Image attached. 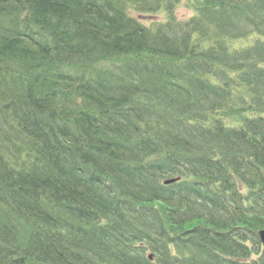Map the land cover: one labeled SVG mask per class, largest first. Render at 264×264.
I'll return each mask as SVG.
<instances>
[{"label": "trees", "instance_id": "16d2710c", "mask_svg": "<svg viewBox=\"0 0 264 264\" xmlns=\"http://www.w3.org/2000/svg\"><path fill=\"white\" fill-rule=\"evenodd\" d=\"M179 2L0 0V211L12 195L24 203L0 217V229L23 245L40 238L21 264H264V0H195L187 22L176 18ZM162 13L167 21L148 25L134 16ZM168 30L176 85L156 100L129 90L140 68L122 59L151 63ZM100 84L113 101H98L88 120L70 110ZM65 120L58 143L76 156L94 149L119 159L100 141L162 138L123 165L136 173L123 195L92 207L94 188L76 185L22 136L54 140L46 124ZM154 189L173 196L153 208ZM63 197L80 206L67 213ZM189 213L191 223L176 220Z\"/></svg>", "mask_w": 264, "mask_h": 264}, {"label": "bare ground", "instance_id": "6f19581e", "mask_svg": "<svg viewBox=\"0 0 264 264\" xmlns=\"http://www.w3.org/2000/svg\"><path fill=\"white\" fill-rule=\"evenodd\" d=\"M171 32L173 33V31L168 30L164 33H159L157 35L156 38L163 40V46L160 52L158 53H156L154 50V57L151 63L148 62L144 66L134 67L128 64L124 58L122 59L121 64L124 68L128 70L140 68L139 70H136L138 73L135 74V81L129 83V90L133 92L136 91L137 93L143 92L142 96H152L155 100L159 99V97L156 95L157 93H165L166 91H172V88L174 85H176L180 74H178L177 72L175 58L171 54L173 44L171 45V43H168L167 41L168 38H174L173 35H171ZM262 38L263 36L257 37L256 41L263 40ZM145 40L148 43L149 38H145ZM251 41H254V37H251ZM156 43H159L157 39H150L149 44ZM78 61L79 58L78 60H75V63L72 65H78ZM79 86L82 87L81 84H79ZM100 87L102 88V90H91L93 92L87 94L86 97L78 96L76 101H79L78 106H80V109L76 110L74 108H70V110L72 112L76 111L79 117L88 120V115L90 116L92 114V111H94V109L98 107V101H113L112 99H110L113 93L111 95H108V93L112 91V89L109 88V85L100 84ZM83 94L84 93H82V95ZM63 123H66V120L65 122L59 124L58 127L52 123L46 124L48 125V132L49 134H52L54 136V140L49 139L46 136H41L34 139L31 137L30 133L27 135L26 133L22 132L23 139L27 145H29L39 154L42 160L44 159L47 163L48 161L54 160L59 164V169L65 171L68 174H72V179L76 185H79L80 187L83 186L87 190L94 188V190L92 191V198L94 202L90 204L86 202L85 204L92 207L111 206V203H113L116 198L123 195L126 192V179L129 177V175L136 176L135 172L125 169L123 165L132 161L136 156L144 153L148 148H150L152 142L156 144L162 138V136H148L137 138L130 137L129 140L126 138L116 137L112 139L101 140L100 144L109 146V152L112 155H116V157L119 159H114L110 156H101L94 149H87L89 150L87 152H84L85 150H83L80 153H76L79 155L76 156L75 154L69 153L71 151H69L58 143L59 139L57 138V134H61L64 138L65 130L63 127ZM33 126L35 128L36 124H33ZM21 128H23L22 125L19 126V129ZM26 129L29 130V128ZM26 129H24V131H26ZM116 129L118 128L110 127L109 131H114ZM169 136L175 137L176 134L170 133ZM65 138L67 140L73 141L68 136H65ZM131 138L132 140H136L132 141ZM32 143L34 146H31ZM113 147L115 148L114 151L118 152V154L114 153V151L112 150ZM98 149L102 150V147ZM65 159L68 160V164L63 167L64 164L62 161ZM47 163H43V166L47 167ZM112 172H115V174H111ZM112 179H114L113 184L109 183ZM150 192L152 193L151 198L147 201V203H152L151 206L153 208L158 207L163 202L168 203L173 196L171 193H168L164 190L159 191L154 189L150 190ZM72 193L74 192H69V194ZM66 196L68 197V195ZM10 198L11 199H4L2 201L1 207L4 210V213L0 211V217L7 214L8 211L13 210V213L15 209H19L20 207L24 206V203H22L21 198L19 196L17 197V195H12L10 196ZM69 198L63 197V201L61 202V205L66 208L67 213H70L75 206H77L76 208L80 206L78 204H75L76 202L73 199ZM122 212L123 209H115L113 211V213L117 215H120ZM47 213L48 212L43 208L42 215H47ZM195 218L196 215L194 213H189L186 216L176 218V220L182 222L183 224H189ZM49 221L50 219L48 218L45 223ZM7 229L12 228H7V226H3L0 229V235L2 234V232L8 233L7 236H0V262L3 261L8 264H21L20 260L26 256V254L31 248H33L36 244L40 242V238L32 237L29 244L23 245L22 242L19 243L16 239L18 233L13 229V231L11 232ZM32 241H34L35 244H33ZM41 257L44 258V253L41 255Z\"/></svg>", "mask_w": 264, "mask_h": 264}, {"label": "rangeland", "instance_id": "374dc122", "mask_svg": "<svg viewBox=\"0 0 264 264\" xmlns=\"http://www.w3.org/2000/svg\"><path fill=\"white\" fill-rule=\"evenodd\" d=\"M195 0H181L179 3L177 9H176V15L182 19V20H188L190 17L194 15L193 7ZM135 17L139 18L137 14H134ZM163 17V15H162ZM157 17L155 16H142L141 20H143L145 23H149L152 20H156Z\"/></svg>", "mask_w": 264, "mask_h": 264}, {"label": "water", "instance_id": "95a60500", "mask_svg": "<svg viewBox=\"0 0 264 264\" xmlns=\"http://www.w3.org/2000/svg\"><path fill=\"white\" fill-rule=\"evenodd\" d=\"M260 235H261L262 241L264 242V230L260 232Z\"/></svg>", "mask_w": 264, "mask_h": 264}]
</instances>
